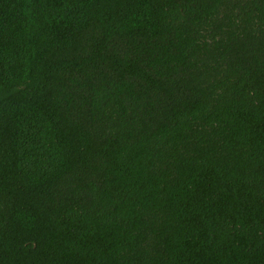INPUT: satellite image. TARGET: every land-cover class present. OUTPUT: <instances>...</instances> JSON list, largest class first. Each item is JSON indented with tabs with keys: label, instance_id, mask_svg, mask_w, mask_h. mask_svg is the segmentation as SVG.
<instances>
[{
	"label": "trees",
	"instance_id": "trees-1",
	"mask_svg": "<svg viewBox=\"0 0 264 264\" xmlns=\"http://www.w3.org/2000/svg\"><path fill=\"white\" fill-rule=\"evenodd\" d=\"M0 264H264V0H0Z\"/></svg>",
	"mask_w": 264,
	"mask_h": 264
}]
</instances>
